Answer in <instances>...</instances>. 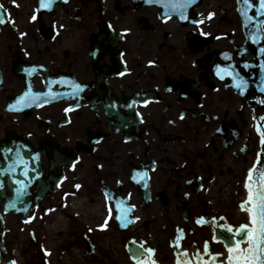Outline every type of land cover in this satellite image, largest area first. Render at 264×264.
Here are the masks:
<instances>
[{
	"label": "flooded vegetation",
	"instance_id": "1",
	"mask_svg": "<svg viewBox=\"0 0 264 264\" xmlns=\"http://www.w3.org/2000/svg\"><path fill=\"white\" fill-rule=\"evenodd\" d=\"M0 4L5 12L0 24V169L16 160L17 146L28 162L27 176L16 164L14 173L0 174L7 256L48 264L46 233L61 227L56 233L63 236L64 222H73L66 255L84 254L94 264H120L110 261L118 253L130 260L132 246L126 245L132 239L155 249L154 259L167 249L170 256L164 258L176 262L172 242L178 229L183 230V250L203 251L207 241L211 252H223V243L212 239V218L225 217L217 223L233 227L242 223L247 172L264 157V122L259 120L264 104L258 102L264 99L259 92L264 54L258 51L264 34L260 44L252 42L238 0H196L185 9L187 20L170 11L166 22L165 9L146 0H57L51 10L36 13L35 21L31 15L38 0ZM258 9L255 0L249 15L264 19L256 15ZM210 12L215 15L205 19ZM200 19L204 22L198 26L191 23ZM123 29L130 31L121 38ZM216 65L235 68L249 81L243 95L230 77L215 75ZM61 79L84 87L78 95H65L71 86L53 83ZM29 86L46 94L40 106L22 102L19 110H9ZM131 104L135 107H127ZM16 179L27 185L22 202L16 201ZM36 190H47L46 195L27 218L6 207L9 200L17 209L27 207L28 200L35 201L27 193ZM113 197L124 201L122 209L135 205L124 220L127 227L115 219ZM199 217L206 222L197 224ZM106 218L107 227H99ZM113 232L116 237L110 238ZM19 243L25 246L18 249Z\"/></svg>",
	"mask_w": 264,
	"mask_h": 264
},
{
	"label": "snow or ice",
	"instance_id": "2",
	"mask_svg": "<svg viewBox=\"0 0 264 264\" xmlns=\"http://www.w3.org/2000/svg\"><path fill=\"white\" fill-rule=\"evenodd\" d=\"M15 3V0H12ZM57 0H38L37 8L33 10V14L31 15V20L35 21L37 19L36 13L41 10L47 9L51 10ZM62 2L67 3V0H62ZM148 3H154L161 5L165 12L162 13V16L165 20L169 18L170 11H178L180 20H187L188 16L185 14V9L196 2V0H146ZM238 4H240L239 12L243 18V25L249 29V38L252 39L254 44H260V39L258 37L261 34H264V19L256 20L255 16L249 15V10L255 6V0H238ZM18 6V5H17ZM3 9V5L0 4V10ZM215 13H208V16L205 19L210 20ZM256 15L264 16V0H259V9L256 12ZM203 19L200 20H192L191 23L194 25H199L203 23ZM5 23V12L0 11V24ZM62 28L63 25H60ZM111 27V25H109ZM201 32V35L207 36L208 33L203 32L198 28ZM130 29H123L119 34L121 38L124 33H127ZM20 36L26 35L25 33H19ZM259 53L264 54V47H260L258 49ZM225 59H231L228 53H224ZM149 63H152L151 61ZM244 68H248L249 64L247 61L243 64ZM260 68L264 69V62L260 64ZM25 72H28L29 69H24ZM123 75V73H120ZM215 75L223 80L225 76H228L233 81V86L240 90V94L243 95L245 90L250 86L249 81L245 79L235 68H230L228 66L221 68L220 65L215 66ZM53 83H60L64 85H70L72 88L71 93H65V95H78L80 91L83 89V85L76 83L75 81H69L65 79H61L60 81H54ZM171 90V89H169ZM259 92L264 93V78L261 79V84L259 87ZM45 93L41 92H33L31 86L27 88V90L17 98L14 104H9V110H19L17 105L23 102L24 107H30L32 104H38V101L42 96H45ZM48 95H60V93H51ZM255 99V97H254ZM260 104H264V99H260L258 101ZM79 105H77L78 107ZM127 107H135L134 104L127 105ZM72 110V106L65 108L64 111L67 113ZM183 118V114H181V119ZM256 119V117H254ZM259 120L264 122V116L259 117ZM260 129L258 128V131ZM261 143L264 144V131H261ZM3 151L11 153L13 152L12 148L3 149ZM16 160L8 165L7 169H0V174L5 172H15L14 165L16 163L26 164V161L21 157L19 146L16 148ZM259 161H257V164ZM257 164H254L253 168L248 169L247 176L245 179L244 187L247 190V197L240 204V208L242 211L247 213L248 220L246 223H241L236 227L233 225L224 223H217V220L223 222L226 221L225 217H213L212 221L215 225L214 227V235L212 237L213 241L221 242L224 245L223 252L213 253L209 249V243L207 241L204 242L203 251L197 249L193 253H189L188 250L177 251L176 262L175 264H264V168H258ZM71 167H75V164H71ZM24 175L27 176V170H25ZM137 175H141V172L138 171L133 175L132 179L135 180ZM147 171H143V177H147ZM17 187L15 189L16 192V201L22 202V197L27 190V185L25 181L16 179L14 181ZM119 183V182H118ZM58 186V185H57ZM147 187V184L144 185ZM75 188H80V185H75ZM0 188H3V183L0 182ZM67 195V194H66ZM109 199V193H105V200ZM115 200V209L116 216L115 219L120 222L121 227H127V224L124 222L125 218L128 217V214L135 208V205H127L123 209L121 205L124 203L123 200L117 199L113 197ZM16 201L9 200L6 207L8 208H16ZM24 212L28 211L27 207L22 209ZM48 211H51L49 209ZM112 217V207L108 206V218ZM108 218L105 219L104 224L99 227H107ZM31 219V218H29ZM135 219H138L136 217ZM28 222V221H25ZM133 219L129 218L128 223H132ZM204 217H199L196 220L197 224L205 223ZM92 229H89L91 232ZM182 231L178 229L177 238L172 242V245L177 249L180 248V238L182 235ZM130 247V251L132 255L130 259L134 261V264H157V261L154 259L155 249L153 248H145L144 242L137 243L135 239H132L129 242V245L126 247ZM48 251L45 250V255H48ZM147 257V260L142 259L143 257ZM207 257V259H206ZM9 264H17L15 260L9 261Z\"/></svg>",
	"mask_w": 264,
	"mask_h": 264
},
{
	"label": "rangeland",
	"instance_id": "3",
	"mask_svg": "<svg viewBox=\"0 0 264 264\" xmlns=\"http://www.w3.org/2000/svg\"><path fill=\"white\" fill-rule=\"evenodd\" d=\"M247 196V194H243L242 197L244 199V197ZM242 223L247 221V216L242 212ZM41 216H43V214H41ZM36 220H39V218H37ZM70 223V225H69ZM67 225V228L66 226ZM73 227V222H68V224H66V222H64L63 226H62V230L64 231L63 236L58 235L57 236V230H60V228L58 227L57 229H49L47 234V240L43 241L45 247L47 248V251L49 253L48 257L47 255H45V259L47 261L48 264H94L93 262H91V260H89L88 257H86L84 254L81 256L82 258H77L76 255H66L65 251L67 252L69 249L67 247V243L68 241L71 243L72 241V233H70L69 235H66L67 231L72 230ZM112 237H116V234L113 232L111 233L110 238ZM114 245L115 248L118 246L119 244L116 240H114ZM68 243V244H70ZM25 246V243H19L18 244V249H20V247ZM185 246H189V243H185ZM200 245V244H199ZM199 248V247H197ZM170 256L169 251H167V249H163L161 251V253L159 254V258H156L155 260L158 262V264H175V262L173 261V257L171 259L167 258L165 259V256ZM76 256V257H75ZM65 258V259H62ZM70 257V258H68ZM32 262L35 261V263L37 264V260H31ZM40 262V260H38ZM110 261H114L115 263H117L118 261L120 262V264H134V262H132L131 260L127 259L126 255L124 254V256L118 255L117 256H113L110 258ZM17 263L18 264H30L29 260L23 257L18 256L17 257ZM111 264V263H109Z\"/></svg>",
	"mask_w": 264,
	"mask_h": 264
},
{
	"label": "water",
	"instance_id": "4",
	"mask_svg": "<svg viewBox=\"0 0 264 264\" xmlns=\"http://www.w3.org/2000/svg\"><path fill=\"white\" fill-rule=\"evenodd\" d=\"M24 153V152H22ZM21 155V153H20ZM23 158V157H22ZM24 159V158H23ZM259 163L257 164V167L258 168H264V157H260L259 158ZM28 162H26V164H19V163H16V166L19 167L18 170H26V166H27ZM53 165H56V163L53 162ZM32 176V175H31ZM50 189V188H49ZM52 189H50L49 191H51ZM47 191V190H46ZM46 191L44 190H36L32 193H27L29 199L31 198V196L34 195L35 197V201H31V200H28L27 202V208H28V211L27 212H24L22 210H17V208L15 209H12L11 211L16 213V214H22V216L24 218L27 217V214L28 212L31 210V208L36 204V202L41 199L44 195H46ZM3 221L0 220V264H9V261H12L11 259L7 258V255H6V250H5V247H4V244H3ZM131 255H132V252H131ZM144 260H147V258H145Z\"/></svg>",
	"mask_w": 264,
	"mask_h": 264
}]
</instances>
